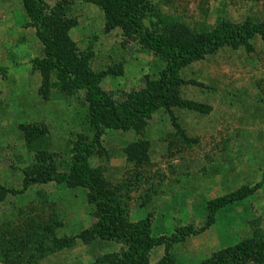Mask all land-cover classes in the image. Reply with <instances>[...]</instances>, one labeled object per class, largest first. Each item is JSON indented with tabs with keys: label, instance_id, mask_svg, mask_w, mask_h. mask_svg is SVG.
I'll use <instances>...</instances> for the list:
<instances>
[{
	"label": "rangeland",
	"instance_id": "374dc122",
	"mask_svg": "<svg viewBox=\"0 0 264 264\" xmlns=\"http://www.w3.org/2000/svg\"><path fill=\"white\" fill-rule=\"evenodd\" d=\"M45 1L52 5L56 0ZM72 1L77 24L70 28V38L79 50L91 53L92 68L110 67L102 88L119 98L123 92L140 88L144 74L155 75L159 60L138 51L137 44L122 37L118 28L105 30L103 14L95 4ZM152 1L161 12L193 29L214 25L219 19L232 24L246 17L264 19V0ZM26 20L21 0H0V65L7 68L0 76L2 187L19 188L20 168L35 161L36 143H25L20 124H44L49 136L46 148L53 151L61 149L74 131L85 132L80 104L56 91H50L47 98L39 92L41 78L30 61L40 55L41 48ZM251 45L249 51L223 46L182 69L185 79L204 86L185 84L180 94L209 107L205 113L173 109L190 142L182 139L162 110L152 114L142 134L103 131L105 154L92 155L89 163L102 167L105 189L119 195L129 220L153 209L152 235H170L174 226L184 224L199 226L207 200L260 180L264 169V38L256 35ZM139 137L148 140V161L135 167L126 162L122 147ZM146 192L151 194L150 201L141 206ZM89 210L81 189L56 182L35 184L17 194L0 190V238L7 243L13 237L28 239L26 248L11 255L15 264H89L117 251L120 244L83 243L74 238L72 245L58 250L39 253L34 248L40 244L47 249L53 237H74L91 222ZM256 233L264 234V182L253 195L218 211L210 227L176 244V264H197L211 251ZM162 251V245L154 247L149 261L155 262ZM0 264L6 262L0 259Z\"/></svg>",
	"mask_w": 264,
	"mask_h": 264
},
{
	"label": "trees",
	"instance_id": "16d2710c",
	"mask_svg": "<svg viewBox=\"0 0 264 264\" xmlns=\"http://www.w3.org/2000/svg\"><path fill=\"white\" fill-rule=\"evenodd\" d=\"M84 1L101 10L105 30L118 28L122 37L134 41L138 51L159 60L160 66L154 76L143 75L140 88L115 97L112 91L101 87L103 78L111 72L110 67L92 68L91 53L79 50L69 36L70 28L77 24L74 2L56 0L49 5L45 0H21L27 18L25 25L34 29L41 48L40 55L30 61L31 69L41 78L39 92L47 98L50 91H56L65 99L71 98L80 104L84 110L85 132L74 131L61 149L53 151L46 148L49 136L44 124H20L25 143H36L35 161L20 168L19 188L0 185V190L17 194L35 184L56 182L84 192L91 222L74 237H53L47 249L37 244L34 248L39 253L69 247L74 238L83 243L104 240L119 243L120 248L100 255L89 264H176L175 245L210 227L222 208L256 193L263 185L264 169L255 183L241 184L207 200L199 226H174L170 235L154 236L153 209L146 210L144 216L135 221L129 220L119 195L105 189L102 167L92 166L89 158L105 154L101 143L104 130H131L142 134L148 120L158 110L167 115L182 139L190 142L173 109L205 113L209 107L180 94V87L185 84L204 86L194 79H185L182 69L223 46L251 50V40L256 35L264 38V19L246 17L237 24L219 19L214 25L193 29L173 15L161 12L152 0ZM6 70L0 65V76H4ZM148 146V140L140 137L126 142L122 147L126 162L135 167L147 162ZM150 198L151 194L146 192L140 205H147ZM20 240L13 237L14 244L11 239L7 243L0 238V259L6 264H15L13 254L27 247L26 236ZM160 245L163 246L162 254L151 263L150 252ZM197 264H264V234L256 233L254 237L213 250Z\"/></svg>",
	"mask_w": 264,
	"mask_h": 264
}]
</instances>
